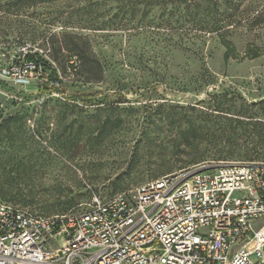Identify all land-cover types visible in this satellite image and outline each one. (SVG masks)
I'll return each instance as SVG.
<instances>
[{"label": "rangeland", "instance_id": "374dc122", "mask_svg": "<svg viewBox=\"0 0 264 264\" xmlns=\"http://www.w3.org/2000/svg\"><path fill=\"white\" fill-rule=\"evenodd\" d=\"M95 1L102 18H111L109 0L42 3L34 17L57 10L72 13L73 20L90 17ZM10 19L0 20V67L30 43L57 91L48 85L39 89L37 81L19 87L0 78V201L43 216L60 215L86 209L93 196L107 199L160 175L248 160L207 157L182 164L194 147L264 149V132L252 128L255 120L264 122L262 58L225 65L222 48L211 42L202 59L175 52L168 66H157L153 40L92 31L75 21L50 26L52 43L21 38V24ZM63 32L82 37L83 51L100 62L101 71L93 64L68 66V55L77 52L57 47L66 38ZM244 40L233 39L239 49ZM227 118L252 123L234 129L215 123ZM192 131L198 139L186 144Z\"/></svg>", "mask_w": 264, "mask_h": 264}, {"label": "built area", "instance_id": "2783aa9c", "mask_svg": "<svg viewBox=\"0 0 264 264\" xmlns=\"http://www.w3.org/2000/svg\"><path fill=\"white\" fill-rule=\"evenodd\" d=\"M28 55L0 78L57 91ZM0 264H264V161L202 163L60 215L0 201Z\"/></svg>", "mask_w": 264, "mask_h": 264}, {"label": "trees", "instance_id": "16d2710c", "mask_svg": "<svg viewBox=\"0 0 264 264\" xmlns=\"http://www.w3.org/2000/svg\"><path fill=\"white\" fill-rule=\"evenodd\" d=\"M55 1L58 0H7L0 3V20L8 19L9 16L11 21L21 24L19 30L21 38L42 37L46 41L51 40L52 43L55 34L50 33V26L57 22L74 24L75 21L81 23L80 27L92 31L110 30L113 33H122L128 39L153 40L157 66H168L175 52L188 53L202 59L208 56L211 42L222 48L221 59L225 65L230 60L258 58L264 60V0H109L114 4L112 6L114 12L107 20L102 18L103 12L98 8V1H95L90 17L73 20L72 13L63 14L61 10L48 17L38 19L34 17L37 5ZM62 34L66 38L63 42L58 41L57 47L77 52L75 54L77 63L69 62L73 56L70 54L67 58L68 66L75 67L82 64L90 67L93 64L101 71L100 62L96 59L90 60L83 51L84 47L78 41L82 37H78L75 33ZM235 37L245 38L240 49L233 41ZM84 38L86 39L87 36ZM27 58L40 62L44 69V64L38 55H28ZM97 78L99 79L100 75ZM215 123L221 127L228 126L234 129L239 126L247 128L246 126L252 122L227 118L225 122L218 119ZM252 128L264 132V122L255 120ZM197 139V134L192 131L191 136L184 138V141L186 144H195ZM187 155L188 159L183 160L182 164L200 163L207 157L217 160L226 157H244L248 158L247 161H264V149L238 152L199 150L194 147Z\"/></svg>", "mask_w": 264, "mask_h": 264}, {"label": "water", "instance_id": "95a60500", "mask_svg": "<svg viewBox=\"0 0 264 264\" xmlns=\"http://www.w3.org/2000/svg\"><path fill=\"white\" fill-rule=\"evenodd\" d=\"M209 166H211V165H209Z\"/></svg>", "mask_w": 264, "mask_h": 264}]
</instances>
